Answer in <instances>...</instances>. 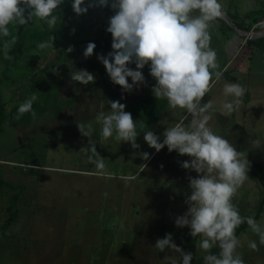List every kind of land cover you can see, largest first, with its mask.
I'll return each instance as SVG.
<instances>
[{"label": "rangeland", "instance_id": "374dc122", "mask_svg": "<svg viewBox=\"0 0 264 264\" xmlns=\"http://www.w3.org/2000/svg\"><path fill=\"white\" fill-rule=\"evenodd\" d=\"M220 2L222 8L232 10H251L264 5V0ZM114 14L111 7L107 11L100 6L89 8L85 14V37L96 38L106 31ZM218 19L209 28L210 46L216 51L219 69L224 72L230 68L235 74L234 58L228 47L235 42L237 33L229 24L220 29ZM237 38L241 47L244 38L239 35ZM84 59L85 56H80L76 61L70 56L59 67L62 73L59 112L50 107L27 127L17 126L11 120L0 125V161H4L0 164V176L26 187L18 202V219L0 242V264H166V256L178 254L167 249L157 252L154 246L169 233L185 253H192L191 264H204L206 253L196 246L200 237H192L188 227L175 226V218L187 211L189 177L198 175L181 167L189 157L169 152L167 146L156 152L144 141L143 132L136 139L139 149H132L128 142L120 143L114 137L102 140L99 134L101 125L96 115L110 112L109 101L126 104L153 94L156 81L149 74V67L146 65L141 70L145 83L134 86L129 93L112 83L107 73L102 75L83 65ZM129 67L135 69V64ZM81 69L93 74L94 82L87 85L73 82L71 73ZM235 76L237 81L223 76L202 103L211 99L219 107L224 100L225 83L242 85L241 76ZM128 80L131 83V78ZM183 111L167 108L146 130L153 131L162 142L166 127L179 119ZM235 117L216 112L210 121L213 130L234 146ZM78 123L94 129L90 139L96 143L105 165L100 171L87 158L83 148L87 147L89 138L81 135ZM142 152L150 154L149 160L140 158L138 154ZM136 172H139L136 180L123 179ZM11 195L0 189V227L7 217ZM255 201L248 210L241 208L240 214L256 213L260 201ZM262 216L260 221H264V209ZM252 238L258 239L248 228L242 238L244 245ZM246 248L240 249L245 264L255 261L264 264V247L259 251ZM211 251L215 254L219 249Z\"/></svg>", "mask_w": 264, "mask_h": 264}, {"label": "clouds", "instance_id": "9594fccd", "mask_svg": "<svg viewBox=\"0 0 264 264\" xmlns=\"http://www.w3.org/2000/svg\"><path fill=\"white\" fill-rule=\"evenodd\" d=\"M64 2L0 0V54L3 58L11 59L9 51L16 42L15 38L7 39L11 36L10 26L29 25L38 20L51 32L60 19L58 7ZM71 6L77 15L86 14L95 6L111 7L115 11L106 29L112 36V51L107 56L97 57L112 83L130 93L134 86L145 83L141 70L147 65L149 74L156 81L152 89L154 96L166 100L170 110H184L179 119L166 127L161 142L153 131L144 130L143 125L133 120L131 113L124 110V104L109 101L110 112L101 111L96 115L102 140L114 137L120 143L128 142L132 149H139L136 142L139 127L144 141L156 152L167 146L169 152L187 155L189 160L182 162L181 167L198 175L189 177L187 211L175 218V226L188 227L192 237H200L196 246L206 253L204 264H245L238 251L242 244L236 235L241 224L246 223L258 238L249 240L248 248L259 251L264 247V221H257L254 215L242 216L233 202L238 190L249 179L250 161L228 139L215 132L210 121L213 113L227 117L239 110L246 89L239 83H225L224 100L219 107L211 99L202 103L205 95L223 77L216 51L210 46L209 31L211 23L223 15L220 0H72ZM37 47L53 49L52 40L39 42ZM95 47L93 42L87 44L83 53L85 58L93 54ZM72 50L71 46L67 49L68 52ZM131 64H135V69L129 67ZM70 78L82 85L95 80L94 75L84 69L73 71ZM38 102L37 93H31L19 104L16 119L26 113L34 116L33 106ZM78 129L82 136L89 138L87 147L83 148L89 162L97 171L102 170L105 167L103 158L96 150V143L90 139L94 129L83 123H78ZM251 145L260 148L264 141L257 138ZM138 155L144 161L150 158L148 152ZM2 163L4 161H0ZM139 172L123 179L134 181ZM154 248L157 252L167 249L178 254L166 256V264H191L193 260L192 253H185L177 246L170 233L158 239ZM213 248H218V253L213 254Z\"/></svg>", "mask_w": 264, "mask_h": 264}, {"label": "trees", "instance_id": "16d2710c", "mask_svg": "<svg viewBox=\"0 0 264 264\" xmlns=\"http://www.w3.org/2000/svg\"><path fill=\"white\" fill-rule=\"evenodd\" d=\"M71 4L72 0H65L58 7L57 14L60 19L58 18L55 29L51 32L44 22L38 20L33 24L18 25L13 30L10 26L11 36L7 39L15 38L16 41L11 45L9 51L11 59H4L3 55L0 54L1 127L8 120L13 121L17 126H30L38 114L44 113L50 107H53L55 112H59L61 105L59 103V84L62 83V73L59 67L70 56L78 61L80 56H84V50L89 42L95 43L96 47L93 54L81 63L102 75L107 73L97 57L112 51L111 34L103 31L96 38H86L85 14L77 15L74 13ZM102 9L107 11L109 7H102ZM227 13L237 28L250 31L254 24L264 17V5L254 7L245 13L240 12L238 8L233 10L228 8ZM222 23L224 26H228L226 21L222 20ZM51 40L54 50L51 47L43 50L37 47L39 42ZM70 46L73 50L68 52L67 49ZM257 50H264V37L247 40L242 48V53L249 55L250 52L252 54ZM223 76L232 81H237V77L231 73L230 68L223 72ZM241 84L246 89V84ZM33 92H36L39 96V102L33 106L35 115L26 113L20 119H16L19 104ZM124 105V110L131 113L133 120L138 125H143L144 130L152 127L168 108L167 101L157 99L154 94L143 96ZM138 132H142L139 127ZM255 165L260 173L263 191L262 200L254 215L255 219H258L264 209V166L259 163ZM0 189L12 193L7 205V217L0 227L1 242L6 237L12 224L18 219V202L26 187L24 185H14L0 176ZM247 227V224L244 223L236 229L238 238Z\"/></svg>", "mask_w": 264, "mask_h": 264}, {"label": "crops", "instance_id": "0c3cea01", "mask_svg": "<svg viewBox=\"0 0 264 264\" xmlns=\"http://www.w3.org/2000/svg\"><path fill=\"white\" fill-rule=\"evenodd\" d=\"M222 9L224 13L228 14V9ZM240 9V12L242 13L248 11L246 9ZM218 21L220 22L219 25H221L219 28L224 30L226 27L221 20L218 19ZM237 36L238 35H236L235 42H233L228 48L234 58L233 64L235 63V75L241 76V82L246 84L247 92L242 98L239 110L233 113L236 116L233 129L235 136L234 142L237 150L247 156V159L250 161V169L248 171L249 179L246 180L238 190L233 202L237 205L239 210L241 208L248 210L254 199L257 202H261L263 196L260 173L255 164L259 163L264 166V146L256 148L255 145H251V141L257 138L264 141V50H257L252 54H250V52L249 55L243 54L242 48L245 43L243 42L240 47V43L237 41ZM252 215H255V213ZM262 215L263 212L256 220L260 221L261 218H263ZM248 216L250 215L248 214ZM248 228L249 227H247L239 236L241 244L243 245L238 249L239 252L242 248L247 249L242 238L247 233ZM258 263L263 264V262ZM251 264L257 263L255 261Z\"/></svg>", "mask_w": 264, "mask_h": 264}, {"label": "water", "instance_id": "95a60500", "mask_svg": "<svg viewBox=\"0 0 264 264\" xmlns=\"http://www.w3.org/2000/svg\"><path fill=\"white\" fill-rule=\"evenodd\" d=\"M224 21H226L239 35L240 37L244 38V43H246L247 40H253L257 38L264 37V30L260 32H251V31H244L237 28L236 24L233 22V20L223 12V15L221 17ZM250 34L249 36H247Z\"/></svg>", "mask_w": 264, "mask_h": 264}, {"label": "built area", "instance_id": "2783aa9c", "mask_svg": "<svg viewBox=\"0 0 264 264\" xmlns=\"http://www.w3.org/2000/svg\"><path fill=\"white\" fill-rule=\"evenodd\" d=\"M264 30V17L258 20L252 29L250 30L251 32H260Z\"/></svg>", "mask_w": 264, "mask_h": 264}, {"label": "bare ground", "instance_id": "6f19581e", "mask_svg": "<svg viewBox=\"0 0 264 264\" xmlns=\"http://www.w3.org/2000/svg\"><path fill=\"white\" fill-rule=\"evenodd\" d=\"M250 34H248L247 36H249Z\"/></svg>", "mask_w": 264, "mask_h": 264}]
</instances>
